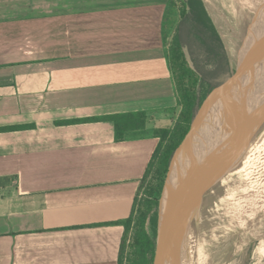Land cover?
<instances>
[{
  "label": "crops",
  "instance_id": "crops-1",
  "mask_svg": "<svg viewBox=\"0 0 264 264\" xmlns=\"http://www.w3.org/2000/svg\"><path fill=\"white\" fill-rule=\"evenodd\" d=\"M172 5L0 0V264H120L118 222L180 112ZM137 112L116 143L101 118Z\"/></svg>",
  "mask_w": 264,
  "mask_h": 264
},
{
  "label": "water",
  "instance_id": "water-1",
  "mask_svg": "<svg viewBox=\"0 0 264 264\" xmlns=\"http://www.w3.org/2000/svg\"><path fill=\"white\" fill-rule=\"evenodd\" d=\"M259 10L236 70L206 96L169 161L152 264H178L200 199L242 160L264 124V11Z\"/></svg>",
  "mask_w": 264,
  "mask_h": 264
},
{
  "label": "rangeland",
  "instance_id": "rangeland-1",
  "mask_svg": "<svg viewBox=\"0 0 264 264\" xmlns=\"http://www.w3.org/2000/svg\"><path fill=\"white\" fill-rule=\"evenodd\" d=\"M203 1L219 35L220 46L218 47H213L211 39H209L207 48L195 37L194 33L190 30L189 24L181 18V12L184 9L182 0H173L174 5H172V9L168 11L165 18L168 52L172 39L177 33V27L180 26L178 33L180 36L182 35L184 43L183 51L188 67L197 73L201 82L200 86L196 88L200 98L210 88L218 86L234 73L240 57L243 55L246 38L252 35L251 24L254 22L261 8L260 4L257 3L258 10L256 13L253 11L249 16V11L244 9L243 5L241 6L239 2L231 0L233 9L237 13V16H234L229 12L228 4L225 3V0ZM212 47L214 53L210 51ZM173 79L175 83V76H173ZM146 174V178L143 181L144 188L154 181V167ZM235 174L236 171H233L227 177L231 178ZM214 185L200 199L196 208V214L194 218L192 217V225L180 248V253L183 255L185 264H264V233L256 235L255 240H244L246 230L249 231V229L251 230L255 226L259 227L261 222H257V218L253 220L248 216L244 218V214L242 217L235 212L226 216L224 208L215 206L219 205L217 203L224 202H219L218 200H214V202L209 201V192ZM238 189L241 190V187L239 186ZM143 197L144 192L141 190L136 203L138 206L136 205L132 219H135L137 216L139 201ZM204 203H214L215 205L212 207L209 205L211 208H207ZM201 211H208L206 213L208 216L201 217L199 215ZM198 216L201 219H198V224H196ZM147 230L151 236L153 235V231H156L152 230L149 223H147ZM133 232L134 226L132 224L122 243L124 253L121 264H129Z\"/></svg>",
  "mask_w": 264,
  "mask_h": 264
},
{
  "label": "trees",
  "instance_id": "trees-1",
  "mask_svg": "<svg viewBox=\"0 0 264 264\" xmlns=\"http://www.w3.org/2000/svg\"><path fill=\"white\" fill-rule=\"evenodd\" d=\"M253 11L256 13L258 10L257 3L264 11V2L262 0H249ZM184 9L181 12V18L184 22H187L190 26V30L194 33L195 37L203 43L207 48L209 44V39L213 44V47L220 46L219 35L213 25V22L204 6L202 0H182ZM180 27V26H179ZM177 33L172 39L170 44V49L168 52V61L170 69L172 70L173 76H175V86L178 97V105L180 108V113L177 120L170 130H159L157 132V137L159 138V143L151 157L150 163L146 170V173L154 167V181L150 183L145 188L143 187V181L146 178V173L141 181L140 191L143 190L144 197L139 201V207L137 211V216L132 219L136 209V203L138 195L134 200V210L132 215L125 221L118 222L122 224L125 228V234L128 233L132 224L134 226L133 232V242L131 244V253L129 264H152L155 249V235L156 231H153V235H149L147 230V223L151 226L152 230H156L157 226V208L159 204V199L163 189L166 174L168 172L169 161L180 145L185 135L189 131L191 122L194 115L204 101L206 96L211 92L213 88H210L203 97H199L197 92V86H200V81L197 73L188 67V63L185 58L183 51L184 43L182 40V35ZM210 48V51L214 53V49ZM225 60V57H224ZM219 65V64H218ZM217 68H219V66ZM219 71V70H218ZM215 75V74H214ZM217 75V74H216ZM215 88V87H214ZM103 120L111 121L114 124V139L115 142H123L125 140L126 134L128 132L141 130L144 128L146 115L143 112L129 113V114H115L111 116H106L101 118ZM84 122L86 120H79ZM79 121H72L68 123H75ZM67 123V122H66ZM0 131H3L0 129ZM244 157V155H243ZM245 164H248V160L242 159ZM243 165V164H242ZM241 170L236 169L237 173L245 170L244 165ZM239 170V171H238ZM234 168L229 171L223 178H221L214 187L209 192V199L211 198H222L223 204L230 208L232 205H236L240 200L234 196L228 194V189L224 186L229 179L227 176L232 174ZM228 178V179H227ZM255 186H251L250 190L254 189ZM227 191V193L225 192ZM140 193V192H139ZM251 193V192H250ZM252 194V193H251ZM138 206V205H137ZM256 235H246V241L255 240ZM124 238L122 243L124 242ZM120 252V264L123 255V246Z\"/></svg>",
  "mask_w": 264,
  "mask_h": 264
},
{
  "label": "bare ground",
  "instance_id": "bare-ground-1",
  "mask_svg": "<svg viewBox=\"0 0 264 264\" xmlns=\"http://www.w3.org/2000/svg\"><path fill=\"white\" fill-rule=\"evenodd\" d=\"M235 1L239 2L241 6L243 5L244 9L251 12H248L249 16L252 14L253 9L249 0ZM262 1L264 2V0ZM225 3L228 4L229 12L234 16H237L236 11L233 9L232 1L225 0ZM241 28L243 27L241 26ZM245 158L248 160V164H245L243 160L240 161V165L243 164L245 170L240 172V175L235 174L233 177L229 178L224 186L226 189H228V194L230 196L235 197L237 194L236 197L240 200V202L236 205H232L230 208H228L223 203H217L219 205H215L214 203H204V205H206L207 208H211L213 205L221 206L224 208L226 216H229L231 213L235 212L240 216L244 214V218L245 216H248L249 218L251 217L252 220L257 218V222H261L260 226H255V228H252L251 230L249 229V231L246 230V235H259L264 233V124L256 131L254 136L248 142L244 152V157L242 159ZM239 186L241 187V190L238 189ZM251 186H255V188L250 190ZM225 192L227 193V191ZM214 200L222 202V198L218 197L209 199L210 202H214ZM209 205H211V207ZM206 213H208V211H201L199 215L201 217H207L208 215H206ZM200 216H198L196 224H198V219H201ZM178 264H185L182 253H179Z\"/></svg>",
  "mask_w": 264,
  "mask_h": 264
},
{
  "label": "flooded vegetation",
  "instance_id": "flooded-vegetation-1",
  "mask_svg": "<svg viewBox=\"0 0 264 264\" xmlns=\"http://www.w3.org/2000/svg\"><path fill=\"white\" fill-rule=\"evenodd\" d=\"M202 1H203V0H202ZM203 3H204V2H203ZM252 24H253V23H252ZM252 24H251V25H252ZM240 164H241V163L239 162V163L234 167V171H236V169H239V168H240L239 170H241V167H240L241 165H240ZM239 170H238V171H239ZM242 171H243V170H242ZM242 171H241V172H242ZM236 174H237V175H240V172L237 173V171H236ZM157 209H158V208H157Z\"/></svg>",
  "mask_w": 264,
  "mask_h": 264
}]
</instances>
